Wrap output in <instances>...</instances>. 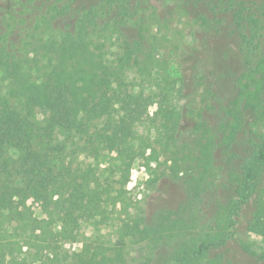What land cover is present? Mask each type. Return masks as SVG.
Returning a JSON list of instances; mask_svg holds the SVG:
<instances>
[{
	"label": "trees",
	"instance_id": "1",
	"mask_svg": "<svg viewBox=\"0 0 264 264\" xmlns=\"http://www.w3.org/2000/svg\"><path fill=\"white\" fill-rule=\"evenodd\" d=\"M12 1L7 4L10 11ZM138 1L72 0L65 12L55 7L57 16L66 15L55 24L61 39L25 54L16 50L20 40L13 31L19 30V21L13 20L11 32L4 31L7 20L0 22V78L16 82L23 90L18 106L0 109V186L20 184V203L0 211V264H126L119 247H115L118 257L100 245L91 252L64 257L58 249L62 242H77L83 226L95 227L109 208L124 202L137 157L150 150L147 160L156 161L153 143L144 146L137 137L138 129L148 121L157 133L154 143L164 136L166 142L179 145L174 175L187 185L190 199L199 197L212 165V141L205 142L209 131H203V120L169 101L170 86L163 79L154 86L161 90L160 100L154 101L155 95L147 94L142 84L137 85V92L128 93L122 83V60L112 65L91 48L89 35L106 32L121 43L123 37L129 58L139 65L144 57L140 72L146 71L152 63L145 53L144 35L140 31L127 39L123 32L133 13H138ZM181 1L185 6L214 3V10L231 14L232 27L243 40L242 61L247 67L237 79L239 94L233 104L251 113L241 111L242 118L247 114L253 120L264 118V51L251 66L256 50L253 42L264 30L260 3ZM7 6L0 10L4 12ZM156 103L158 108L150 115L148 108ZM190 118L193 126L186 133L185 122ZM243 120L230 127L221 124V155L228 169L213 218L201 227L180 220V230L166 241L176 240L166 264H237L234 250L264 264V249H252L240 236L247 232L264 239V134L240 136ZM188 136L193 139L189 141ZM245 137L246 147L234 149ZM29 199L39 204L42 218L34 215ZM151 240L154 245L161 241L160 236ZM18 245L27 248V257L6 261L13 254L11 248Z\"/></svg>",
	"mask_w": 264,
	"mask_h": 264
},
{
	"label": "rangeland",
	"instance_id": "2",
	"mask_svg": "<svg viewBox=\"0 0 264 264\" xmlns=\"http://www.w3.org/2000/svg\"><path fill=\"white\" fill-rule=\"evenodd\" d=\"M27 1L20 3V0H13L10 11L7 6L9 0H0L1 7H8L4 12L0 10V22L7 20L4 31L11 32L13 20L19 21V30L13 33L20 40L16 50L24 54L34 47L50 45L52 39H61L55 24L66 18V15L57 16L55 7H61V11L65 12V7L72 0ZM256 1L260 3L261 11H264V0ZM137 3L138 13H133L123 32L127 39L135 37L140 31L144 35V41L147 42L145 53L152 63L146 71L140 72V65L145 67V64L140 63L144 57L141 56L139 65L134 58H129L123 37L121 43L116 35L111 36L106 32L97 36L89 35L93 41L91 48L99 58L103 57L112 65L122 60V83L128 93L137 92V85L142 84L147 94L155 95L154 101L160 100L161 90L154 86L156 81L163 79L170 86L167 93L169 101L180 108L184 106L191 115L203 120V131H209L205 142L212 141V165L199 197L190 199L187 185L173 172V164L180 156L179 145L174 141L166 142L164 136H160L159 143H154L157 133L151 121H148L138 129L137 137L144 146L153 143L156 161L147 160L150 150L137 157L130 170L124 202L116 209L109 208L110 212L95 227L83 226L77 242H62V248L58 249L60 257L91 252L92 247L100 245L104 252L113 257L118 254L115 247H119L126 264L169 263L176 240L170 243L166 241L180 230V220H185L187 225L194 223L201 227L213 218L217 209L222 181L228 169L227 159L221 155V124L230 127L232 123L244 119L240 136H249L251 132L256 136L264 134V118L253 120L249 117V110L247 112L233 104L239 94L237 79L247 67L242 61L243 40L232 27L231 14L228 16L225 10H214V3L207 5L199 2L188 6L181 0H139ZM132 4V7L136 6ZM256 13L260 16L259 10ZM250 40L248 38L247 42ZM253 44L256 50L251 66L257 63L264 51V30L257 35ZM22 94L23 90L16 82L0 78V109L18 106ZM157 108V103L151 104L148 113L152 115ZM241 111L249 114L242 118ZM185 123L188 133L192 129L193 120L190 118ZM192 139L193 136H188L189 141ZM246 139H239L233 148L243 150L247 144ZM31 164L35 165L33 159ZM19 189V183L0 186V211H7L11 203H20ZM27 204L32 207L35 216L43 217L36 201L29 199ZM7 225L5 228H9ZM159 236L161 241L154 245L151 239ZM240 236L252 249H264L261 236L247 232ZM10 252L13 254L6 261L10 257L21 260L28 253L26 247L19 245L12 247ZM232 253L237 264H256L248 255L237 250Z\"/></svg>",
	"mask_w": 264,
	"mask_h": 264
}]
</instances>
